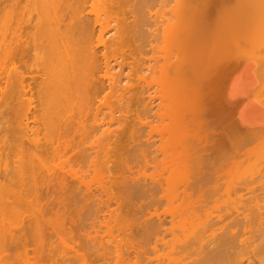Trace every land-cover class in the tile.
Returning a JSON list of instances; mask_svg holds the SVG:
<instances>
[{
	"label": "rangeland",
	"instance_id": "obj_1",
	"mask_svg": "<svg viewBox=\"0 0 264 264\" xmlns=\"http://www.w3.org/2000/svg\"><path fill=\"white\" fill-rule=\"evenodd\" d=\"M252 1L183 2L158 18L145 52L129 36L120 39L116 14L97 3L90 15L95 35L104 34L96 44L103 91L78 132L57 135L46 116L30 120L27 139L16 101L9 96L5 105L0 96V183L11 185L0 193V264H224L222 257L199 263L226 223L223 156L239 144L238 134L264 130V119H244L264 115V0ZM187 8L195 13L190 32L168 30ZM3 21L0 0V34ZM180 47L191 58L189 89L165 99L161 83L186 78L184 64L171 65ZM148 84L144 111L138 92ZM146 142L149 149L138 147ZM188 145L185 169L178 157ZM33 174L37 189L29 186ZM135 184L162 187L157 201L137 199ZM186 214L195 215L193 227ZM210 229L218 238L199 247Z\"/></svg>",
	"mask_w": 264,
	"mask_h": 264
},
{
	"label": "bare ground",
	"instance_id": "obj_2",
	"mask_svg": "<svg viewBox=\"0 0 264 264\" xmlns=\"http://www.w3.org/2000/svg\"><path fill=\"white\" fill-rule=\"evenodd\" d=\"M174 1L1 0L4 21L0 34V96L5 105L8 104L9 96L16 101L18 126L28 136L27 139H30L29 134L34 131L31 119L36 122L40 117L52 116L57 135L66 136L71 130L78 132L79 126H82L81 119L94 111V100L103 91V85L97 83L96 77V44L105 43L103 31L98 37L95 35L94 18L90 15L97 8V3L107 5L104 9L110 14H116L114 18L118 20L120 39L129 36L139 43L137 48L145 52L151 42L149 33H153L152 26L157 24L158 18L171 10L174 12L177 6L190 0H176L173 8L166 9L167 4ZM194 16L190 8L185 9L174 17L168 30L190 32ZM176 52V61L171 62V65L184 64L186 78L183 82L176 77L161 83L158 92L165 99L183 94L189 89L190 83L187 81L191 58L188 49L180 47ZM107 75L110 81H115L110 71H107ZM249 78L250 81L246 82L250 83L254 77L249 75ZM143 79L146 80L145 77ZM243 80L240 85L245 83ZM185 84L186 90L182 91ZM150 89L148 84L138 92L141 96L138 100L142 101L144 111H149V103L145 106V101L151 98ZM146 94L147 97L144 96ZM253 114H246L244 119L251 122L264 119L262 111L261 114ZM141 132H144L143 128L139 129ZM237 139L239 144L223 156L227 177L225 227L220 239L213 243L215 247L201 260L198 259L199 263L222 257L224 264H264V130L238 134ZM144 145L149 149L151 144L146 142L138 147ZM188 146H184L186 149L178 157L181 164L178 165L185 169H189L192 162V148ZM146 149H140L143 157H147L144 154ZM21 180L25 186L23 177ZM6 186L11 187L9 183H0V193ZM29 186L37 189L39 177L33 174ZM161 189L158 185L144 189L135 184L130 188V193L137 199L147 197L154 202ZM186 215L191 220H184L190 221L187 225L193 227L190 223L195 215ZM160 221L157 224L163 225ZM186 222L183 221L182 225L185 226ZM185 228H182L185 230L183 235L187 234L184 236L187 237L190 231L188 227L186 229L189 232ZM209 231L212 234L208 240L204 234L202 237L205 238L199 237V247L210 245L214 238H218L212 229ZM157 233L149 234V238L158 236Z\"/></svg>",
	"mask_w": 264,
	"mask_h": 264
}]
</instances>
